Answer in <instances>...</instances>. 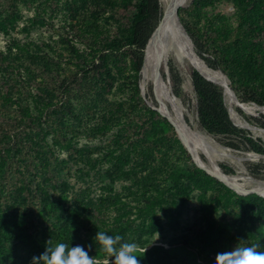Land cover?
Masks as SVG:
<instances>
[{"label": "trees", "instance_id": "trees-1", "mask_svg": "<svg viewBox=\"0 0 264 264\" xmlns=\"http://www.w3.org/2000/svg\"><path fill=\"white\" fill-rule=\"evenodd\" d=\"M120 1L130 2L0 0V32L7 36L0 47L1 259L7 248L25 246L35 230L43 240L38 248L49 241L102 248L94 239L101 231L149 246L147 252L166 253L152 237L175 222L193 192L203 204L206 183L217 182L193 165L171 123L141 97L137 82L128 88L120 76L122 57L130 54L142 77V50L162 18L161 1L137 0L113 30L110 20ZM230 1L237 31L225 16L216 17L203 59L251 84L250 97L264 104V0ZM52 13L60 15L57 28L50 27ZM181 13L178 8L192 37ZM16 28L25 37L13 36ZM36 28L40 32L33 36ZM193 44L201 54V44L195 39ZM190 76L198 126L233 149L260 150L257 140L231 121L222 86L194 69ZM225 190L212 210L227 220L241 219L239 238L248 237L254 219V237L263 246L264 198ZM239 199L245 203L234 210ZM38 223L46 228H35ZM45 232L53 236L45 240Z\"/></svg>", "mask_w": 264, "mask_h": 264}, {"label": "rangeland", "instance_id": "rangeland-1", "mask_svg": "<svg viewBox=\"0 0 264 264\" xmlns=\"http://www.w3.org/2000/svg\"><path fill=\"white\" fill-rule=\"evenodd\" d=\"M208 1L188 0L183 6L179 7L182 12V18L192 35V37L190 36L192 42L193 39H195L199 44H201V54L196 52L201 59L205 58L209 54L208 50L211 46V36L214 35L213 28L211 27L210 23L216 17L220 15H223V17L225 16L224 19H227L228 23L232 24L235 31H237L238 27V17L235 14L233 4L230 0ZM136 2L137 0H130V2L127 4H124L121 1L119 4H116V8L113 9V15L115 18L110 20L113 30L121 27V24L124 20L121 17L125 13L128 14L135 10ZM24 13L29 14L27 10H24ZM59 16V14H51L49 20L50 27L57 28V26H59ZM39 32L40 28L31 30L33 36H36ZM25 34V32L18 28L12 31L13 36H18L20 38L25 37ZM6 39L7 36L0 32V47L5 44ZM204 62L209 67L221 70L224 73L222 69L215 66H210L205 60ZM120 64L122 65V72L120 76L122 80L129 85L127 86L128 88H134V83L137 82L139 94L147 101V104L155 109L161 106L168 113L172 111L169 102L161 97L158 89L152 82H147L143 87L142 92L140 87L142 77L138 78V73H136L133 69L134 61L132 55L126 54L123 56ZM166 66V71H164L165 68L163 66V78L165 80L167 79L166 81L169 86H171L172 91L175 88L177 89V94H174L180 98L184 116L189 126L198 130L204 135L206 134L218 151H222L231 156L241 157L239 161H236L235 159L225 155L217 157V164L220 169L226 174L238 175L240 181H243V177L246 175L256 179L264 180V111L260 110V107L264 106V104H260L250 97L252 85H246L241 80H235V78L233 79L231 75H226L228 77L229 85L234 86L237 89L235 93L240 101L258 106L256 111L252 113H247L239 106H234L235 112H233L232 116L230 114L229 116H231V121L238 128L246 130L255 140H257V144L261 149H233L221 143L215 135L201 129L197 124L198 97L193 90L190 76L191 71L196 69L190 60L187 57L179 58L173 52H170L169 57H167ZM152 86H155V90L162 102L161 104L159 102V98L155 95L154 89V93L152 94ZM70 97L72 102L77 105L78 95L75 90L71 92ZM223 97H225L224 93ZM155 99L157 104L154 101ZM223 99L226 106L225 98ZM161 115L165 116L163 114ZM243 121L251 124L256 129L253 130L244 126ZM171 125L174 128L180 143L185 148L186 145L184 146L181 138L178 136L176 127L172 123ZM85 141L86 139L82 138V142ZM187 152L190 155L193 165L199 167L190 152L188 150ZM200 157L205 162H208L205 153L200 152ZM202 170L205 171L204 169ZM208 174L215 178L217 182L212 180L206 183L207 190L203 204H201L197 199L196 194L198 192H193V194L186 201L185 205L181 208L179 214L176 216L175 222L172 225L166 224L162 230L157 232L152 237V244L163 246V249L166 250V253L162 252L160 249H157L154 252H147V250L150 249L148 248L149 246H146L145 248L137 246V255L140 257L139 259L141 264H215V256L218 252L229 250L235 247L238 243L241 246H249L251 244L259 243L254 237L256 234L254 219H252V222L250 223L248 237L239 238L237 237V233H239V230L242 226H245L241 219L227 220L221 218L219 215H217L214 209L212 210V208L215 205L217 198L224 200V196L227 194L225 190L226 187L232 189L238 195L242 196L251 193L263 198L264 196L251 190L250 188L246 189L247 193L243 191H237L225 184L219 178L215 177L213 174ZM212 199L214 201H211ZM244 203L245 201H243V199H239L238 201H234L232 203V207L234 210H237ZM221 208L222 207L219 204L217 209L221 210ZM46 225L47 223H38L35 228L42 230L46 228ZM85 229L87 228L85 227L82 230L86 231ZM262 231L264 233V225L262 226ZM50 236H53V234L51 235L50 232H47L46 234L45 232V240H49L51 238ZM208 237L211 239H208ZM52 239L54 240L55 238ZM35 242H37L38 245H34ZM41 243H43L41 234H37L35 230V233L32 234V237H29V239L26 240L25 246L20 248H7L3 258H0V264H32L33 256H39L46 249L38 248L39 244L41 245ZM260 248H264V245ZM85 250L88 251L90 256H95V258L99 260L100 263L106 264L114 261V257H109L102 248H85Z\"/></svg>", "mask_w": 264, "mask_h": 264}, {"label": "bare ground", "instance_id": "bare-ground-1", "mask_svg": "<svg viewBox=\"0 0 264 264\" xmlns=\"http://www.w3.org/2000/svg\"><path fill=\"white\" fill-rule=\"evenodd\" d=\"M161 1L163 10V26L158 29L155 38L144 52L143 63L141 67L142 90L147 82H152L158 89L161 97L169 102L172 110L170 113L165 111L161 106L158 108L165 114L169 115V117L172 119L174 126L178 130L180 138L197 162L219 175L234 188L238 190L245 189L241 191H246L247 188H250L251 190L258 191L264 196V180L256 179L246 175L243 177V181H240L238 175L226 174L220 169L217 164V157L225 155L235 159L236 161H239L240 159L222 151H218L206 134L204 135L203 133L189 126L184 116L180 98L173 96L172 92L170 91L169 84L162 76H160V74H162L160 70V64H164L167 61V57H169L170 52H173L179 58L187 57L204 76L210 80L220 83L223 86L225 103L229 108L231 116L233 115V112H235L234 106H239L247 113L255 112L258 106L245 102H237L229 88L227 77L222 74L220 70L209 67L204 61L200 60L199 57L194 54L190 41L181 30L178 19L176 18L177 9L180 6H183L188 0ZM155 86H153L154 92L159 98L155 90ZM159 102L160 104L162 103L160 98ZM260 110L264 111V108L260 107ZM243 125L253 130L256 129L254 126L244 121ZM200 152L205 153L208 162H205L201 159Z\"/></svg>", "mask_w": 264, "mask_h": 264}, {"label": "clouds", "instance_id": "clouds-1", "mask_svg": "<svg viewBox=\"0 0 264 264\" xmlns=\"http://www.w3.org/2000/svg\"><path fill=\"white\" fill-rule=\"evenodd\" d=\"M94 239L99 242L109 257H114L113 264H141L137 255V245L133 242H122L120 235H109L97 231ZM91 247V245H89ZM259 243L241 246L239 243L225 251L218 252L215 264H264V251ZM32 264H100L95 256H90L84 246L69 245L60 241L54 245L47 243L46 249L39 256H33Z\"/></svg>", "mask_w": 264, "mask_h": 264}, {"label": "water", "instance_id": "water-1", "mask_svg": "<svg viewBox=\"0 0 264 264\" xmlns=\"http://www.w3.org/2000/svg\"><path fill=\"white\" fill-rule=\"evenodd\" d=\"M176 18L178 19L179 26H180L181 30H182L183 33L186 35V37L189 39L194 54L197 55V53H196L195 50H194V45H193L192 39H191V37L189 36L187 30L185 29L184 25L182 24V22H181V20H180V18H179V15H178V9H177V11H176ZM162 26H163V17H162V18L160 17V19H159V21H158V23H157V26L154 28L153 32L151 33L150 37L148 38V40H147V42H146V44H145V46H144V48H143V50H142V55H143V53L145 52L146 48L151 44L152 40L155 38V35H156L158 29H160ZM197 56H198V55H197ZM198 57H199V56H198ZM199 59L202 60V61H204V60L201 59L200 57H199ZM194 67H195V66H194ZM164 68H165L164 71H166V69H167L166 62L164 63ZM195 69H196L197 71H199L196 67H195ZM220 71H221V70H220ZM221 72H222V71H221ZM165 73H166V72H165ZM199 73H200L201 75H203L200 71H199ZM159 74H160V73H159ZM222 74H224V73L222 72ZM224 75H225V74H224ZM160 76L163 77L162 74H160ZM203 76H204V75H203ZM225 76H226V75H225ZM204 77H205L207 80H210V79H208L206 76H204ZM226 77H227V76H226ZM227 79H228V77H227ZM166 80H167V79H166ZM210 81L215 82V83L221 85L220 83H218V82H216V81H213V80H210ZM221 86H222V85H221ZM140 87H141V84H140ZM169 87H170V91L172 92L173 96H176V95L174 94V92L172 91L171 86H169ZM222 87H223V86H222ZM229 88H230L232 94L234 95L235 99L237 100V102L242 103V102L238 99V97L236 96L234 90L230 87V85H229ZM141 89H142V87H141ZM153 89H154V87L152 86V94L154 93V92H153ZM142 92H143V90H142ZM223 92H224V88H223ZM176 97H177V96H176ZM261 107L264 108V106H261ZM227 109H228V112H229V108H228V107H227ZM157 110H158L161 114L165 115V116L168 118V120L174 125V123H173L172 119L169 117V115H167V114H165L164 112H162L158 107H157ZM229 114H230V112H229ZM230 115H231V114H230ZM230 117H231V116H230ZM176 130H177V128H176ZM177 134H178V130H177ZM178 136H179V134H178ZM179 137H180V136H179ZM181 140H182V139H181ZM182 142H183V141H182ZM183 144H184V143H183ZM184 146H185V144H184ZM185 148L188 150V148H187L186 146H185ZM188 151H189V150H188ZM189 152H190V151H189ZM190 154H191V152H190ZM191 155H192V154H191ZM192 157H193V159L195 160V158H194L193 155H192ZM238 158L240 159L241 157H238ZM195 162H196V164H197L200 168L204 169V170L207 171L208 173L213 174L215 177H217V178H219L220 180H222L225 184H227L228 186L234 188V187H233L232 185H230L228 182H226L225 180H223L219 175H217L216 173L210 171L209 169H207L205 166H203L202 164H200V163L197 162L196 160H195ZM234 189L237 190V191H240V192H241V190H238V189H236V188H234ZM253 191H254V190H253ZM243 192L247 193V191H243ZM255 192L259 193L258 191H255ZM259 194H260V193H259ZM261 195H262V194H261ZM262 196H263V195H262Z\"/></svg>", "mask_w": 264, "mask_h": 264}]
</instances>
